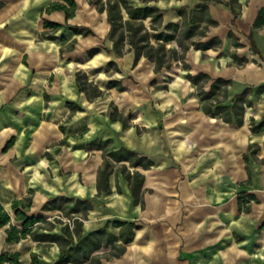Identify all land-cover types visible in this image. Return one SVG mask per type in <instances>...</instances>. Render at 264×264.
I'll return each mask as SVG.
<instances>
[{
    "label": "crops",
    "instance_id": "crops-1",
    "mask_svg": "<svg viewBox=\"0 0 264 264\" xmlns=\"http://www.w3.org/2000/svg\"><path fill=\"white\" fill-rule=\"evenodd\" d=\"M53 1L0 0L4 209L11 213L12 201L32 191L30 213L47 217L54 212H42L41 206L53 196L89 199L83 234L113 220L138 224L124 253L102 264H264V127L250 129L252 119L255 125L264 119V90L256 92L264 86V24L253 25L264 0H130L133 6L158 7L162 25L182 26L177 10L186 7L190 18L198 3L217 22L204 36L196 33L186 40L190 47L182 61L173 59L169 69L158 72L143 55L135 62L127 42L120 55L113 50L106 11H97L88 0H74L75 15L66 21L63 11L45 12ZM44 19L63 24L50 33L64 38H42ZM149 22L144 20L146 26ZM69 25L88 27L93 34L75 33ZM209 39L220 43L193 47L194 41ZM164 47L166 56L169 49L180 52L176 40ZM91 48L98 51L89 55ZM233 53L244 60L237 61ZM78 71L102 91L100 96L91 98L78 89ZM188 73L229 80L223 105L251 88L242 123L205 114ZM69 102L81 109L71 110ZM111 103L128 126L110 118ZM106 140L111 141L106 153L126 147L153 164L143 168L113 161L111 192L99 193L104 155L95 143ZM123 165L125 172L143 175L138 203ZM242 194L255 199L242 200L239 209ZM107 229L118 236L111 223ZM50 246L57 252L52 264L59 250Z\"/></svg>",
    "mask_w": 264,
    "mask_h": 264
},
{
    "label": "trees",
    "instance_id": "trees-1",
    "mask_svg": "<svg viewBox=\"0 0 264 264\" xmlns=\"http://www.w3.org/2000/svg\"><path fill=\"white\" fill-rule=\"evenodd\" d=\"M147 3L149 0H140ZM88 3L94 6L97 11H106L107 21L111 26L110 37L113 39V50L117 54L122 53L123 45L127 42L135 54V62L143 55L150 61L155 63L154 70L160 71L162 68L169 69L171 61L174 59L183 60L186 51L190 45L186 40L194 34L204 36L209 25H215L217 22L213 20L206 11L204 3H198L191 16L188 18L186 7L177 10L179 15L183 17V24L179 26L176 23H168L162 25V15L160 9L154 5L133 6L130 0H88ZM76 2L74 0H54L46 8L45 12L59 10L63 11L66 21L75 15ZM149 18L148 26L144 24V20ZM204 22V26L199 29L200 23ZM264 24V9L258 11L254 26ZM63 24L51 22L47 19L43 21L45 30L41 32L42 38L47 39H63V36H55L54 32L60 29ZM69 28L78 34H93L88 27L69 25ZM162 28V29H160ZM232 36V35H231ZM176 40L180 47V52L176 49H169L166 56L164 43ZM218 39H209L205 42L194 41L193 47L206 49L212 46H218ZM233 44L238 43L234 41ZM98 51L97 48L88 50L89 55H93ZM232 56L237 61L244 59L237 58L233 53ZM183 67H190L183 62ZM188 79L197 86V94L203 102L202 109L205 114L218 116L223 121L241 124L243 121V113L246 106L251 104L248 99L251 88L244 89L241 93L235 95L231 105H223V101L227 97V86L229 80L223 78L211 79L206 73L187 74ZM211 80L209 90H204L203 86ZM76 82L78 89L89 95V97H97L102 91L88 79L85 72L78 71L76 73ZM114 84V83H113ZM264 90V86L258 87L256 92L260 93ZM46 96V95H45ZM71 110L81 109L80 106L68 103ZM112 111L110 118L120 120L123 126L128 123L120 113L116 106L110 104ZM264 127V119L255 125L253 119L250 129L259 131ZM7 142V146L12 143ZM110 140L105 142L97 141L95 145L102 149L104 160L102 166L98 170L97 188L98 192H111L108 185V178L112 172L114 163L119 161H128L131 166L150 167L153 163L145 156L138 155L137 152L126 147L110 151L106 153V148L110 144ZM246 158V156H245ZM123 173L129 182L130 190L134 198V202L140 200V190L143 183V175L134 170L125 172V166L122 167ZM249 199H255L252 194H242L238 196L239 209L243 202ZM32 206V191L26 196L14 199L11 203L12 212L9 213L0 204V227L6 226L5 241L7 243L20 242L21 240H31L40 247L57 245L58 256L52 264H102L104 259L109 260L114 257L121 256L126 244L130 243L134 237V230L140 226L135 222L113 220L111 223L119 229L118 236L108 231V225L102 228L94 229L83 234V220L87 217L88 211L92 208L89 199H80L63 195H56L47 199L41 206L42 212H54L50 217L44 214L34 215L30 213ZM248 208L245 207V210ZM120 241L117 243V241ZM108 249V250H107ZM103 250V252H101ZM39 254L32 252L30 254L31 264H39ZM0 264H22L20 253L18 251L0 252Z\"/></svg>",
    "mask_w": 264,
    "mask_h": 264
},
{
    "label": "rangeland",
    "instance_id": "rangeland-1",
    "mask_svg": "<svg viewBox=\"0 0 264 264\" xmlns=\"http://www.w3.org/2000/svg\"><path fill=\"white\" fill-rule=\"evenodd\" d=\"M1 251H9V252L19 251L20 260L22 264H31L30 254L33 251L38 252L41 255L39 259L40 264H50L51 260L57 254L55 247L53 246L40 247L37 246V244L33 243V241L31 240H23L19 243L18 242L7 243L5 241V234L3 228H0V252Z\"/></svg>",
    "mask_w": 264,
    "mask_h": 264
}]
</instances>
